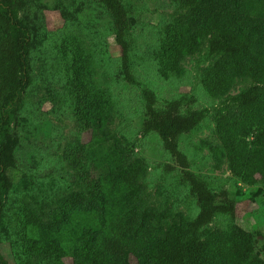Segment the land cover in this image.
<instances>
[{"label":"trees","instance_id":"obj_1","mask_svg":"<svg viewBox=\"0 0 264 264\" xmlns=\"http://www.w3.org/2000/svg\"><path fill=\"white\" fill-rule=\"evenodd\" d=\"M111 17L123 80L140 89L141 134L154 133L179 171L198 212L187 218L148 201L142 180L147 167L110 129L113 105L98 89L90 55L75 38L58 46L69 63L66 93L79 136L62 158L79 182L46 209L22 201L15 214L20 263L51 264H264L255 238L239 221L225 188L214 191L190 170L178 148L181 136L207 118L218 145L209 146L214 166L247 186L262 184L264 199V0H171L176 7L158 28L154 61L166 80L183 73L187 58L204 54L199 84L219 106L194 109L195 97L182 95L156 107V96L131 70L128 11L122 0H91ZM27 0H0V226L16 169L13 156L22 97L31 84ZM238 83H249L234 96ZM82 135V138H81ZM174 171L169 164L163 172ZM217 216L229 218L224 230L207 229ZM0 264L8 262L0 254Z\"/></svg>","mask_w":264,"mask_h":264},{"label":"rangeland","instance_id":"obj_2","mask_svg":"<svg viewBox=\"0 0 264 264\" xmlns=\"http://www.w3.org/2000/svg\"><path fill=\"white\" fill-rule=\"evenodd\" d=\"M128 11L131 41L130 63L134 79L147 85L156 96V107L166 100L182 95L195 97L194 109L219 106L199 84V69L206 67L204 54L187 58L183 74L163 80L154 61L160 26L171 19L176 7L171 0H122ZM26 19L29 23L31 84L22 97L16 128L17 144L13 149L16 169L6 200L4 219L0 226V254L8 264H21L16 236L15 214L19 204L32 200L42 209L65 191L79 188L74 172L62 158L65 147L79 136L73 117L72 102L66 83L69 61L58 46L65 37L80 41L90 55L98 89L112 100L111 131L127 142L132 156L147 167L142 180L148 201L160 209L170 208L187 218L194 217L197 206L185 186L179 183V171L164 152L159 138L141 134L143 102L140 89L127 84L120 70L119 49L114 41L109 14L91 0H27ZM249 83H238L230 91L234 96ZM82 138V135H81ZM218 145L210 118L178 140V148L189 161L190 170L208 182L214 191L225 188L236 203V214L255 238V250L264 256L263 185L247 186L234 179L225 164L214 166L209 146ZM174 171L165 174L163 165ZM229 218L217 216L207 229L224 230ZM23 264H51L47 261ZM64 264H71L68 259Z\"/></svg>","mask_w":264,"mask_h":264}]
</instances>
